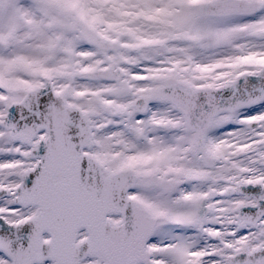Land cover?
Listing matches in <instances>:
<instances>
[{
    "label": "snow or ice",
    "instance_id": "snow-or-ice-1",
    "mask_svg": "<svg viewBox=\"0 0 264 264\" xmlns=\"http://www.w3.org/2000/svg\"><path fill=\"white\" fill-rule=\"evenodd\" d=\"M0 264H264V0H0Z\"/></svg>",
    "mask_w": 264,
    "mask_h": 264
}]
</instances>
